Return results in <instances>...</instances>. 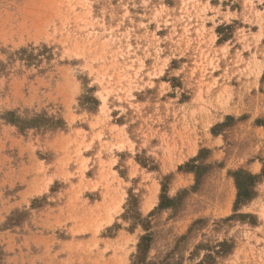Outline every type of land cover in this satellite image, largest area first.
<instances>
[{
	"label": "rangeland",
	"instance_id": "1",
	"mask_svg": "<svg viewBox=\"0 0 264 264\" xmlns=\"http://www.w3.org/2000/svg\"><path fill=\"white\" fill-rule=\"evenodd\" d=\"M0 264H264V0H0Z\"/></svg>",
	"mask_w": 264,
	"mask_h": 264
},
{
	"label": "trees",
	"instance_id": "2",
	"mask_svg": "<svg viewBox=\"0 0 264 264\" xmlns=\"http://www.w3.org/2000/svg\"><path fill=\"white\" fill-rule=\"evenodd\" d=\"M259 176L252 175L248 172L239 170L233 173V179L235 186L238 191L237 198L239 200H250L252 198L253 192L251 187L257 182Z\"/></svg>",
	"mask_w": 264,
	"mask_h": 264
}]
</instances>
